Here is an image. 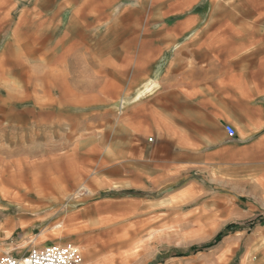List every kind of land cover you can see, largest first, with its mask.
Returning a JSON list of instances; mask_svg holds the SVG:
<instances>
[{"label": "crops", "instance_id": "crops-1", "mask_svg": "<svg viewBox=\"0 0 264 264\" xmlns=\"http://www.w3.org/2000/svg\"><path fill=\"white\" fill-rule=\"evenodd\" d=\"M203 1L157 0L153 6H163V13L153 22L144 14L142 4L127 5L111 26L115 29L109 27V43L114 47L103 54L100 6L79 5V10L69 15L66 34L55 39L57 29L64 25L57 21L55 26L60 15L55 16L53 11L50 26L39 31L37 12L21 10L17 19L13 15L17 6H6L0 0V150L4 152L10 141L7 121L14 124V120L3 117L15 112L12 104L17 96H23L21 102L36 109L69 110L47 126L77 128L79 133L72 139L80 143L88 137L98 144L92 148L96 163L86 166V172L92 170L94 183L125 182L127 186L117 188V197L128 196L125 192L146 196L164 193L191 175H206L212 181L226 183L224 177L230 174L243 175L246 182L247 177L263 173L264 0L250 25L245 22V14L233 25L225 19H210L206 6L201 5ZM188 8L196 13L168 23V17ZM27 17L30 21L25 20ZM70 25L77 29V35ZM151 25L158 30L155 41L159 47L153 52L148 47ZM189 33L190 37L179 44L180 37ZM237 38L247 43H238L229 53L219 51L220 46H228ZM180 49L188 52L181 53ZM222 57L228 61L241 59L238 72H214L213 61ZM246 58L254 63L245 64ZM155 61L160 63L152 72ZM17 72H46V86L23 82L20 86L17 78L22 77H17ZM109 109L115 116L107 120L104 116ZM20 116L23 118L22 113ZM22 118L19 126H29ZM84 122L93 130L87 137L85 129H80ZM29 123L33 129L28 134L24 129L17 131L19 151L28 146L30 151L36 149L37 122L30 119ZM226 125L235 128V138L227 135ZM47 132L51 142L60 143L58 134ZM106 134L111 148L108 157L103 156L100 146ZM60 136L69 141L68 136ZM63 144L57 145L61 151ZM107 159L110 161L102 162ZM44 175L47 188L41 187L42 181L29 185L30 191L43 192L44 199L51 200L47 192L56 187L70 188V178L57 168L47 169ZM86 184L89 186V182ZM194 187L192 181L183 191L190 192ZM8 192L0 182V258L13 252L26 254L31 238L26 232L36 224L35 218L6 213L21 200ZM129 196L133 203L145 202L142 197ZM92 212L88 210L85 215Z\"/></svg>", "mask_w": 264, "mask_h": 264}, {"label": "rangeland", "instance_id": "rangeland-1", "mask_svg": "<svg viewBox=\"0 0 264 264\" xmlns=\"http://www.w3.org/2000/svg\"><path fill=\"white\" fill-rule=\"evenodd\" d=\"M2 1L6 6H17L15 9L17 13H13L14 16L17 15V19L21 16V10L37 12L36 27L39 31L43 30L41 29L43 27L50 26L53 14L60 15L58 20H55V26L57 21L64 25L57 29L55 39L66 34L69 15L78 11L79 5L100 6L103 54H108L114 47L109 43V38H112L109 32L111 28L115 29L111 26L119 20L127 5L142 4L145 7L144 14L150 17L151 22L158 20L163 13V6H153L157 4V0ZM201 5L206 6L210 19L218 21L225 19L233 25L238 23L239 18L245 14V22L250 25L260 10L261 0H204ZM193 13H196L195 10L188 8L178 15L168 17L167 21L171 24ZM173 16L177 17L173 18ZM25 20L30 21L29 17ZM89 23L92 25L93 21L90 20ZM70 27L74 29L73 25ZM75 30L77 29H74L77 35ZM157 31L156 25H151L148 33L150 37L148 47L151 52L159 47L155 41ZM187 37H190V33L181 36L178 43L183 44ZM240 42L247 43V40L234 39L233 43L236 45L232 46L233 43H231L228 45L230 48L227 45L220 46L219 51L229 53ZM180 52L187 53L188 50L180 49ZM155 62L150 67L151 70L154 68L152 72L160 63ZM165 62L167 66L168 61ZM250 62L254 63L253 59L246 58L245 64ZM213 63L214 72H238L241 59L236 57L228 61L226 57H222L215 59ZM45 75L46 72H17V77H22L20 80L17 78V83L20 82V86L21 82L27 86H46ZM59 83L61 85L60 81ZM22 97L17 96V102L12 104L15 112L9 111L3 117L6 121L14 120V124L7 121L5 127L7 139L10 141L5 144L4 152L3 149L0 150V182L11 196L21 198L6 213L36 219V224L26 232L31 234V238L26 243L29 249L47 244L76 245L83 257L82 264H264V225L228 235L218 247L210 251L186 257L167 258L165 262L158 263L162 256L167 257L172 249L187 250L192 246L210 241L227 225H243L258 216H264V169L261 174L247 177L246 182L243 181L244 176L237 173L225 176L226 183L212 181L206 175H191L188 180L175 184L164 193L151 192L147 195L149 197L142 196L145 202L136 204L131 201L132 196H129L133 194L125 192L128 196L117 197L119 195L117 188L127 186L125 182L103 184L96 181L94 183L92 170L86 172V166L93 167L96 163L94 157L97 155L92 152V148L98 145L87 137L93 133V130L84 126L86 122L80 129H85L87 139H82L78 143L79 140L72 139L79 133L77 128L47 126L55 117L67 115L69 110L39 107L36 109L28 102H21ZM21 113L23 118L20 116ZM105 113L107 116L104 117L107 120L115 116L110 109ZM21 118L29 126H19L18 122ZM30 119L37 122L36 149L30 151L28 146L19 151L17 131L24 129L28 134L31 128ZM92 121L93 117L90 119V122ZM47 131L58 134L56 139L60 143L51 142ZM62 134L68 136L69 141L60 136ZM63 140H65L64 144L61 143ZM100 141L103 156H110L108 134ZM58 144H63V151L60 150V145L57 146ZM120 147L119 144L118 150H121ZM49 168L61 170L70 178L71 183L69 189L62 190L61 187L60 189L56 187L53 192L48 191V195L52 197L51 200L44 199L43 192L30 191L29 187L33 181H38L39 185L42 181L41 187L47 188L43 185L47 179L44 173ZM192 181L196 187L185 193L183 189ZM74 182H79V185H74ZM87 182L90 187L87 186ZM88 210L93 212L86 216L85 213ZM11 254L16 255L15 252Z\"/></svg>", "mask_w": 264, "mask_h": 264}, {"label": "built area", "instance_id": "built-area-1", "mask_svg": "<svg viewBox=\"0 0 264 264\" xmlns=\"http://www.w3.org/2000/svg\"><path fill=\"white\" fill-rule=\"evenodd\" d=\"M225 131L230 138L237 132L232 125H226ZM80 249L72 244H47L33 247L23 256L6 254L0 258V264H82Z\"/></svg>", "mask_w": 264, "mask_h": 264}, {"label": "trees", "instance_id": "trees-1", "mask_svg": "<svg viewBox=\"0 0 264 264\" xmlns=\"http://www.w3.org/2000/svg\"><path fill=\"white\" fill-rule=\"evenodd\" d=\"M128 194H133L139 197L144 196V193H135V192H129ZM258 225H264V216H258L252 221H249L243 225L239 224H230L227 225L221 232H219L213 239H211L208 242L198 244L195 246H192L188 248L187 250H181V249H172L170 252L167 254V257H163L158 263H163L167 258H172V257H186L190 255H195L197 253H202V252H207L212 249H215L218 247L222 240L228 236L231 235L235 232L244 230V229H254ZM156 262V261H155Z\"/></svg>", "mask_w": 264, "mask_h": 264}, {"label": "bare ground", "instance_id": "bare-ground-1", "mask_svg": "<svg viewBox=\"0 0 264 264\" xmlns=\"http://www.w3.org/2000/svg\"><path fill=\"white\" fill-rule=\"evenodd\" d=\"M5 189V188H4Z\"/></svg>", "mask_w": 264, "mask_h": 264}]
</instances>
